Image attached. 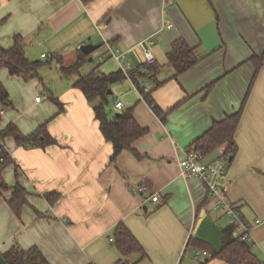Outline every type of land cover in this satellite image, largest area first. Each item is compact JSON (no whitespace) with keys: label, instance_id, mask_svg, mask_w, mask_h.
<instances>
[{"label":"crops","instance_id":"1","mask_svg":"<svg viewBox=\"0 0 264 264\" xmlns=\"http://www.w3.org/2000/svg\"><path fill=\"white\" fill-rule=\"evenodd\" d=\"M15 36L28 41L29 60L54 58L66 79L84 76L80 71L92 62L90 56L101 62L99 73L143 70V48L149 50L162 68L155 79H136L167 114L161 122L129 79L111 85L110 108L121 102V110L131 109L146 129L133 144L140 159L122 152L112 160V145L101 135L93 105L74 83L55 98L50 94L59 110L46 95L40 102L35 99L41 96H31L36 79L24 82L1 70L0 83L12 106L2 110L0 132L14 125L28 136L46 124L55 143L19 147L11 138L0 140V151L11 162L1 177L8 188L19 185L26 193L16 216L8 205L12 191L0 190V264H7L3 255L13 248L35 249L45 264H117L120 256L110 240L119 224L145 253L136 264H195L194 250L207 253L205 264H224L210 257L224 249L226 229L234 236L231 220L211 209L197 178L179 176L178 162L214 123L242 105L237 151L226 171L227 197L247 223L260 221L251 231L250 248L264 263V58L258 71L251 61L264 53V0H93L87 5L0 0V46L11 48ZM178 39L194 49L199 62L173 79L166 56ZM85 45H99L103 52L86 56L77 74L65 76L62 69L72 67ZM109 48L123 59L111 58ZM213 81L209 93L202 90ZM158 82L162 85L155 88ZM34 89L42 90L40 85ZM223 151H213L206 161L224 157ZM141 184L148 194L135 192ZM151 194L157 202L149 200ZM47 195L57 201L50 204Z\"/></svg>","mask_w":264,"mask_h":264},{"label":"trees","instance_id":"2","mask_svg":"<svg viewBox=\"0 0 264 264\" xmlns=\"http://www.w3.org/2000/svg\"><path fill=\"white\" fill-rule=\"evenodd\" d=\"M92 1L93 0H81V2L86 5ZM24 47L25 40L21 36H15L12 47L7 50L0 46V71L6 70L10 76L20 78L24 82H29L38 79V69L41 66V62L29 60L25 56ZM263 58L264 53L261 57H252L251 61L254 63L256 71L262 66ZM86 59L87 57L79 51L76 62L72 67L65 70L62 69V73H64L65 76H69L73 73L77 74L80 68L85 64ZM166 60V66L174 70L173 79L187 72L199 62L194 55V49L190 48L183 39H178L172 43ZM141 67L143 70L134 69L128 71L126 75L120 70L109 74H103L99 73L98 69H95L81 76L73 84V88L78 89L83 94L86 101L93 105L92 109L95 119L98 121L101 135L106 142L112 145V160L122 152H129L137 159L141 158L133 148V144L146 134V129H142L136 123L131 109L113 111V107L112 109L110 108L108 96L109 87L111 85L121 83L126 79H129L137 90L143 94V90L139 86L136 77L141 80L148 77L155 79L162 67L156 63L150 65L146 64ZM216 82L217 81H213L207 84L202 90L209 93ZM161 85L162 82H158L155 88ZM150 93L151 91L143 94L142 99L150 107L155 116L161 122H165L167 113H164L153 104ZM48 99L52 101L59 110L62 109L58 101L51 97ZM11 106L12 102L8 93L0 83V119L2 110L10 108ZM242 110L243 105L236 114L226 117L219 123H214L212 129L194 141L188 150L201 153L206 157L217 149H223V156L226 157L230 163L237 151L234 138ZM5 138L13 139L14 143L19 147H35L37 145L45 147L55 143L47 134L46 124L42 125L33 134L28 136L22 135L14 125H8L0 132V140L3 141ZM0 159V190L12 191V199L8 205L16 216H18L21 208L26 204V193L19 185L12 188L7 187L1 177V171L11 162L4 151H0ZM46 198L50 201V204H54L58 197L56 195H47ZM224 237V249L215 255H211V259L218 260L224 264H264L253 255L249 242L242 241L232 236V229H226L224 231ZM112 242L120 256V260L117 264H136L140 260L145 259V253L142 247L124 225H117L113 232ZM3 258L7 264H24L25 259L36 261L38 264H45L44 259L38 256L35 249H32L29 253L13 248L7 251L3 255ZM198 264H205V262L202 260Z\"/></svg>","mask_w":264,"mask_h":264},{"label":"built area","instance_id":"3","mask_svg":"<svg viewBox=\"0 0 264 264\" xmlns=\"http://www.w3.org/2000/svg\"><path fill=\"white\" fill-rule=\"evenodd\" d=\"M166 27L170 26L166 25ZM109 54L111 58L115 59L116 61L123 59L122 53L119 51H114L111 48H109ZM143 55L147 64L150 65L155 63V60L149 50L143 48ZM42 58H45V56L43 55ZM125 69L126 68L121 69L124 75H126ZM148 92L149 88L143 90V94ZM143 94L140 93V96ZM46 99L47 97L41 96L37 97L35 101L40 102ZM122 108L123 106L119 101H116L113 105V111H119ZM228 165L229 160L226 157H220L207 162L206 157L201 153L187 149L184 153V157L178 162L179 176L183 180H187L189 177L197 178L206 190L211 209L213 211H223V213L231 220L234 228V236L251 244V231L255 225L259 224L260 221H255L254 225L247 223L237 210L236 206L228 200L227 194L230 189V182L226 179ZM148 191L149 188L145 184H141L135 190L137 194H148ZM149 200L151 202H157L158 197L155 194H151L149 196ZM182 255L180 256V260ZM207 256V253L204 251L194 250L191 261L195 264H198L204 258H207Z\"/></svg>","mask_w":264,"mask_h":264},{"label":"rangeland","instance_id":"4","mask_svg":"<svg viewBox=\"0 0 264 264\" xmlns=\"http://www.w3.org/2000/svg\"><path fill=\"white\" fill-rule=\"evenodd\" d=\"M27 42L28 41H26L25 43H27ZM99 51L103 52L102 49H99ZM104 55H106V54H104ZM90 58L92 59V62L89 64H86L80 71L83 75L90 72L91 70H95V69L100 68L99 66H100L101 62H99L93 56H90ZM31 61H40L41 62V66L38 69V79H36V82L38 83V85H40V87L42 89L40 92L35 91L34 88H36L38 85L35 84V86H31L32 87L30 90L31 96L34 95V97H36V96L46 95L47 97H50V94H52L53 98H55L54 96H56V94L62 93V88L64 85L65 86L66 85L71 86L75 81H77L79 79L78 77H74V76L70 77L69 79L62 77L60 65L57 63V61L54 58H51L49 56H47V58L43 59V60L32 59ZM89 65L91 68L86 70L85 67H88ZM63 66H65V65H63ZM28 85H32V84H28ZM117 87H118L117 88L118 91L120 89H123V86H117ZM116 95H118V94H116ZM113 97H114V95H113ZM112 98H111V100H112ZM45 103L52 104L48 100Z\"/></svg>","mask_w":264,"mask_h":264},{"label":"water","instance_id":"5","mask_svg":"<svg viewBox=\"0 0 264 264\" xmlns=\"http://www.w3.org/2000/svg\"><path fill=\"white\" fill-rule=\"evenodd\" d=\"M101 46H93V45H85L81 47V52L85 56H90L92 53H94L96 50H98ZM89 62L92 61L91 58L88 59ZM110 94V92L108 91ZM207 259H205V262ZM24 264H33L29 259H25Z\"/></svg>","mask_w":264,"mask_h":264}]
</instances>
